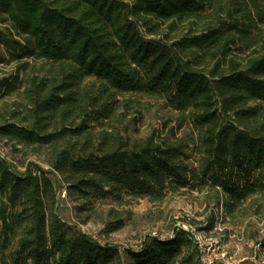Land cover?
<instances>
[{
  "label": "trees",
  "instance_id": "obj_1",
  "mask_svg": "<svg viewBox=\"0 0 264 264\" xmlns=\"http://www.w3.org/2000/svg\"><path fill=\"white\" fill-rule=\"evenodd\" d=\"M221 2L0 0L13 39L0 31V45L45 71L30 72L25 87L31 124L2 123L0 137L51 149V169L38 174L18 175L0 159V264H122L117 246L64 220L62 187L82 202L85 222L95 202L161 201L180 190L211 193L229 217L264 212V33H252L243 8L235 15L228 5L207 20ZM13 85L0 81V89ZM127 95L160 99L190 133L125 138L111 122L140 103ZM108 213L110 233L124 217ZM191 240L174 228L125 252L131 264H176Z\"/></svg>",
  "mask_w": 264,
  "mask_h": 264
},
{
  "label": "rangeland",
  "instance_id": "obj_2",
  "mask_svg": "<svg viewBox=\"0 0 264 264\" xmlns=\"http://www.w3.org/2000/svg\"><path fill=\"white\" fill-rule=\"evenodd\" d=\"M228 5L233 7L235 15L242 13L243 9L249 11L252 33H264V0H222L218 9L207 10V20L213 15H224L223 9ZM201 24L198 20V26ZM188 25L189 22L179 23V29L185 31ZM7 26L0 22V31L11 40ZM0 57L4 58L0 62V81L8 79L14 84L10 89H0V124L24 121V125H30V121L24 119L29 111L25 94L28 76L32 71H37L38 75L45 71H39L40 61L34 63L29 60L32 65L27 66L23 64L24 60L12 59L4 45H0ZM16 75H19L18 80ZM93 82L94 79H88L85 84L90 86ZM124 98L140 99V103H131L130 107L117 110L119 120L111 122L114 130L125 138L135 140L151 134H166L171 128L178 136L190 133L188 124L178 128L179 115L166 108L160 99L133 95ZM50 151L45 145L21 144L0 137V159H5L10 169L18 175H24L27 169L37 173L38 166L45 170L51 169L48 163ZM47 174L52 180L55 179L52 172ZM210 194L207 191L180 190L167 193L161 201H151L147 196H125L121 202L106 199L94 203L91 218L85 222L87 213L78 209L82 202L70 198L66 188L62 187L58 192L59 213L67 223L93 239L117 246L121 251L122 264H131L125 249L140 248L149 236L168 237L174 228L189 232L193 238L183 247L176 264H203L201 257L204 262L212 261L211 264H264V212H256L252 208L245 216L238 214L229 217L224 214L221 204L218 207L212 201ZM110 209L114 214L124 217V224L120 229L107 233L108 224L115 222V215L108 213ZM213 216L214 225L207 228Z\"/></svg>",
  "mask_w": 264,
  "mask_h": 264
},
{
  "label": "built area",
  "instance_id": "obj_3",
  "mask_svg": "<svg viewBox=\"0 0 264 264\" xmlns=\"http://www.w3.org/2000/svg\"><path fill=\"white\" fill-rule=\"evenodd\" d=\"M171 235H172V234H171ZM171 235H170V236H171ZM201 260H202L203 264H211V262H212V261H209V262H204L205 260H204V258H203V257H201Z\"/></svg>",
  "mask_w": 264,
  "mask_h": 264
}]
</instances>
